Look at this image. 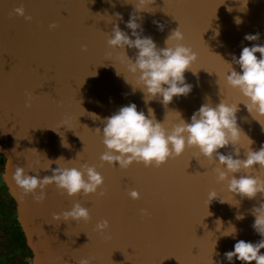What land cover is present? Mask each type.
<instances>
[{
	"label": "water",
	"instance_id": "water-1",
	"mask_svg": "<svg viewBox=\"0 0 264 264\" xmlns=\"http://www.w3.org/2000/svg\"><path fill=\"white\" fill-rule=\"evenodd\" d=\"M137 4L138 0H0V154L6 159L2 179L16 202L32 264H76L82 258H93V264H230L224 253L234 250L238 240L261 239L252 228L255 218L249 210L264 197L232 198L227 184L217 183L218 161L209 162L198 149L186 148L159 169L134 162L122 170L100 160L106 148L102 131L97 134L95 129H102L104 118L130 103L145 115L151 107L156 120L170 127L179 123L178 113L190 122L202 104L215 106L224 100L239 104L237 123L253 141L251 149L259 150L264 128L247 111L243 103L248 101L239 90L227 86L225 61L231 62L233 54L239 58L245 46L264 45V0H155L146 11L136 13L142 17L138 22L143 35L151 36L158 47H165L166 38L179 25L185 37L182 43L198 54L192 71L185 72L191 93L174 97L167 107L161 98L145 104L144 94L136 89L141 86L120 61L122 51L107 43L115 24L131 35L126 22ZM21 6L32 17L30 22L15 14ZM237 17L242 20L239 25ZM153 21L163 24L164 30ZM53 23L58 27L50 29ZM256 33L259 41L244 40L246 34ZM82 46H87L86 52ZM127 54L133 57L135 50L127 49ZM26 91L35 96L31 108L25 107ZM237 147V158H246L247 139L242 137ZM219 151L226 155L232 147ZM49 161L50 168L42 169L49 167ZM84 163L103 176L98 192L105 196L69 197L53 184L46 189L45 201L36 203L31 195L24 196L13 178L17 166L27 171L32 165L34 172L28 174L39 171L43 178L59 165ZM249 174L264 178L258 166ZM130 190L138 191L140 198L131 199ZM212 190L229 203L217 199L207 209ZM75 203L89 209L90 222L59 224L52 219L53 213L70 210ZM142 209L149 215L142 218ZM241 214L244 218L237 219ZM101 220L110 225L104 235L95 231ZM231 226L236 235L223 236ZM231 264L241 262L234 258Z\"/></svg>",
	"mask_w": 264,
	"mask_h": 264
},
{
	"label": "clouds",
	"instance_id": "clouds-1",
	"mask_svg": "<svg viewBox=\"0 0 264 264\" xmlns=\"http://www.w3.org/2000/svg\"><path fill=\"white\" fill-rule=\"evenodd\" d=\"M154 3L155 0H138L134 12L130 14L126 22V28L131 30V35L123 31L119 24H115L107 43L109 48L122 51L120 61L136 78L135 83L141 86L136 89L144 94L145 104L147 105L153 99L161 98L159 102L167 107L174 97H186L191 93L192 85L186 82L185 72L192 71V65L197 61L198 54L182 43L185 37L179 25L170 32L163 48L158 47L151 36L143 35L142 23L138 22V20L142 21V17H138L136 13L146 11L145 9ZM228 11L231 12L232 9L229 8ZM14 12L24 17L26 21L32 20L31 16L25 15L23 6L15 8ZM115 15L123 22V16L120 13ZM153 23L160 31L164 30L165 26L159 21H153ZM235 23L239 25L242 20L237 17ZM56 27L58 25L55 23L49 25L50 29ZM216 35H219L218 31ZM244 40L259 41L260 34H246ZM127 49H134L135 55L129 57ZM82 51L86 52L87 46H82ZM257 53L260 54L259 58ZM107 55L111 57L112 52ZM225 62L229 66V73L225 77L227 86L239 90L248 101L243 103L247 111L264 128V120L259 119L264 117V45L257 43L251 47L245 46L239 58L233 54L232 61ZM234 65H238L240 71H237ZM117 74L120 73L117 72ZM25 96L27 98L25 107L31 108L35 96L30 91H26ZM206 100L210 101V98L206 97ZM238 105H230L224 100L215 106L206 102L192 114L190 122L176 112L179 114V123L170 127H165L164 123L156 120L154 109L151 107L148 108V115H145L144 111L137 109L135 103L122 106L117 112L102 120L104 125L102 129L99 127L95 129L97 134L102 131V143L106 148L100 160L113 166L118 164L122 170H127L134 162L142 163L146 168L159 169L169 159L180 157L186 148H194L198 149L209 162L218 161L219 166L214 169L217 183H226L227 191L232 194V198L239 196L241 200L245 198L255 200L258 196L264 197V178L249 174L257 166L264 170V145L256 151L251 149L250 145L253 141L237 123ZM93 116L97 117L95 114ZM66 124L67 120L62 122V125ZM242 137L248 141V150L244 159L237 158L240 156V148L237 145ZM64 146L67 147L66 141ZM229 146L232 147L231 152L226 155L220 153V149ZM59 160L64 158L60 157ZM74 161L75 159L67 162ZM51 164L52 161H49V167L42 169L48 170ZM29 171L34 172L32 165H28L27 171L24 167L17 166L13 178L24 196L31 195L36 203L45 201L46 189L53 184L57 190L67 193L69 197L80 194L85 197L106 195L104 191L98 192L104 184L103 176L97 172L95 166H89L87 163L79 167L59 165L51 171V175L43 178L40 177L39 171H35L36 175H29ZM128 195L133 200L140 198V193L136 190H130ZM217 199L221 203L228 202L220 199L217 192L212 190L207 196V209L208 205ZM249 211L255 218L252 228L261 239L256 243L238 240L234 244V250L224 253V257L230 264L234 258L241 264H264V253L261 251L264 249V200H260L258 205H254ZM208 213L211 215L210 212ZM148 215L147 209L141 210L142 218ZM243 218L242 214L237 216V219ZM52 219L59 224L81 221L87 223L92 217L89 209L80 203H75L70 210L53 213ZM218 223L221 224V221L217 220ZM109 227L108 220H101L96 224L95 231L104 235ZM231 229V231H224L222 235L234 237L236 229L234 226H231ZM62 259L57 257L58 261ZM76 264H93V258H82Z\"/></svg>",
	"mask_w": 264,
	"mask_h": 264
},
{
	"label": "trees",
	"instance_id": "trees-1",
	"mask_svg": "<svg viewBox=\"0 0 264 264\" xmlns=\"http://www.w3.org/2000/svg\"><path fill=\"white\" fill-rule=\"evenodd\" d=\"M6 159L0 154V177ZM33 253L17 220V205L0 179V264H32Z\"/></svg>",
	"mask_w": 264,
	"mask_h": 264
},
{
	"label": "rangeland",
	"instance_id": "rangeland-1",
	"mask_svg": "<svg viewBox=\"0 0 264 264\" xmlns=\"http://www.w3.org/2000/svg\"><path fill=\"white\" fill-rule=\"evenodd\" d=\"M0 179L3 181L2 177H0Z\"/></svg>",
	"mask_w": 264,
	"mask_h": 264
}]
</instances>
